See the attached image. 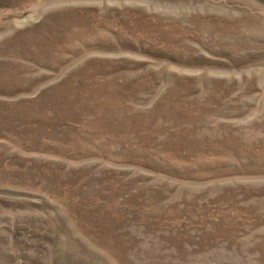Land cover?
<instances>
[{"label":"rangeland","instance_id":"1","mask_svg":"<svg viewBox=\"0 0 264 264\" xmlns=\"http://www.w3.org/2000/svg\"><path fill=\"white\" fill-rule=\"evenodd\" d=\"M0 264H264V0H0Z\"/></svg>","mask_w":264,"mask_h":264}]
</instances>
